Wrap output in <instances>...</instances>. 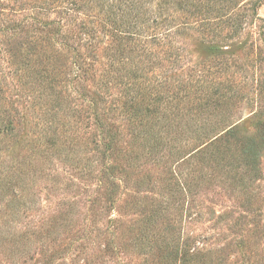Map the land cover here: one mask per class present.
<instances>
[{"label": "rangeland", "instance_id": "obj_1", "mask_svg": "<svg viewBox=\"0 0 264 264\" xmlns=\"http://www.w3.org/2000/svg\"><path fill=\"white\" fill-rule=\"evenodd\" d=\"M233 3L230 24L219 31L220 55H210L208 36L194 29L197 21L182 25L185 15L172 28V43L152 48L155 70L145 74L164 80L154 106L170 121L162 150L150 153L133 141L136 129L116 109L121 87L100 86L97 113L114 137L108 161L119 170L132 165L125 168L130 179L119 177L108 202L103 158L92 157L93 147H103L90 94L116 45L113 29L92 0H0V264H187L192 256H173L176 235L187 237L190 252L197 248L208 264H264V149L256 177L243 173L238 155L247 138L264 136V0ZM52 20L63 27L68 45L87 49L79 82L72 78L74 52L60 49L55 36L45 40L31 30ZM85 28L93 30L87 47ZM54 72L57 85L49 84ZM231 121L237 128L228 140ZM219 150L224 160L218 162L221 156L211 158ZM229 163L234 166L225 168ZM179 172L207 177L178 202ZM31 197L35 209L27 210ZM152 210L158 219L143 227Z\"/></svg>", "mask_w": 264, "mask_h": 264}, {"label": "trees", "instance_id": "obj_2", "mask_svg": "<svg viewBox=\"0 0 264 264\" xmlns=\"http://www.w3.org/2000/svg\"><path fill=\"white\" fill-rule=\"evenodd\" d=\"M92 2H98V4H96L99 8L98 10L103 11L109 27L113 29L112 35L114 39L117 40L114 49L109 53L110 56L107 61V70L106 72L101 73V83L97 84L90 94V103L92 105L95 125L100 128V135H102V139H100L101 141H98V143L103 147L102 149L98 146L93 147L94 155L92 157L97 155L94 158L96 162H99V158H103L100 167L103 168L104 166L103 169L105 170V175H103L102 179H104V183L110 187V198L108 199V202H113L114 194L119 188L117 180H119V177H122L125 181L129 180L130 177L125 168L132 167V165L121 167L119 170L115 165H111V161H108L111 152L114 151V146L112 145L114 137L113 134L110 133V129L105 127L106 124L105 122H102V117L97 113L96 108L100 86H102L104 91L111 88V86L121 87L119 93H121L123 99L121 100L120 106L116 109L122 118L126 120V124H130L136 129V132L132 133L133 141L138 142V140H140L141 146L144 149H147L150 153L157 152L156 150H162V148L167 146L168 140L165 135L169 131L170 121L166 120L167 115H160V112H156V107L154 106L156 101L160 103L162 100L161 97H158L157 99L153 96L157 95L164 80L157 79L158 73H156L155 76L145 74L152 72L156 64L155 57L158 53L152 49L153 46L162 44L170 45L174 39L172 28L177 26L178 16L181 17L182 15H185L182 25H188L189 27L191 25L190 23L197 21V26L194 25V29L196 31H201L208 36L207 41L209 46L207 49L211 56H218L222 53L220 51V46L218 45V40L220 39L219 31H223L226 26L230 24V20L233 17V10L236 8V5L233 3V0H112L109 7L103 9L107 0H92ZM233 25L236 24L233 22ZM31 30L34 32V35L43 32L42 34L45 36L41 35V38L45 40L58 38V40L60 39L62 42L58 43L60 49L64 45L68 50L71 52L73 51L74 60L71 62L73 67V69H71L73 75L72 78L76 82L82 80L83 73L85 72V60L83 57L87 49L80 52L81 48L68 45V43H70L69 37L66 36L63 27L59 23L57 26H54V20L46 22L40 28L32 27ZM83 33L86 42H84L82 46L85 47L88 41L93 38V30L85 28ZM38 40H40L39 37L37 43L39 42ZM58 58L61 61L66 60L59 50ZM158 59L165 60L167 58ZM150 64H152L151 68H149ZM225 64L226 63H224V65ZM218 65L222 67V63L219 62ZM56 69L58 70V67H56ZM56 80L57 73L54 72L52 73V77L49 78V84L57 85ZM169 83L170 82L166 84L169 85ZM130 85H134L136 89H132ZM179 86L182 87L183 85ZM52 88L54 87L51 86V89ZM180 91L184 93L185 90L180 89ZM51 96H53L54 100L52 109L57 111L59 109L57 103L58 92L55 89H52ZM183 96L184 95H182V97H177L180 99L184 98ZM109 110H112V107L107 111ZM56 111L52 115L54 118L50 121L52 124H55L54 114ZM67 114L70 115V113ZM151 116H155V119ZM159 116L162 117L161 120L158 119ZM9 124L10 121H7V125ZM236 125L237 123L232 121L225 125L230 131L229 135L232 134V136H228V140L235 138L233 132L237 128ZM260 126L264 131V120L260 123ZM209 136L213 135H208L207 137ZM223 145L225 146L223 154L227 156L228 150H230V141ZM263 149L264 136L247 138L246 142L239 147L238 155H240V159L242 160L241 166L244 168L243 173L248 172L251 174L248 176L251 177H256L259 174V157ZM66 156H70V151H66ZM220 156L221 159H219L218 162L224 160L222 158V150L217 151L211 159ZM191 157L192 154L184 156L182 157V161L186 162L188 159H191ZM70 158L72 157L70 156ZM229 164L230 165L226 164L224 167L231 168L234 166L232 163ZM206 177L207 176L204 175L203 172H199L197 176L193 178H190L188 173L179 172L174 182V188L178 193L177 201L179 202L180 199L192 196V187L195 185H201L203 179ZM195 178L196 181L193 182ZM133 191L136 195V193L139 192V186L137 185ZM20 199H23V195L19 196L18 200ZM34 202V198L31 197V200L29 201L30 205H27L26 209L34 210ZM24 204L25 201H23V205ZM134 204L140 205L142 203L139 199H136ZM157 217L158 214L156 210H152L149 214H145L142 220L143 227L151 226V224L158 219ZM170 242H172V249L175 250V254L173 255L175 258L180 254V260L183 261L188 260L189 256H192L189 258L190 262L187 264H195L197 258L201 259V264L202 261L204 264H208V258H203L197 248H194L193 250L192 247V252H190L191 243L187 237L182 238L181 235H176L175 237H171ZM185 254L186 258L188 257L187 259L185 258Z\"/></svg>", "mask_w": 264, "mask_h": 264}]
</instances>
